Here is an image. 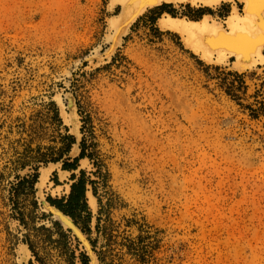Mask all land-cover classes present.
I'll use <instances>...</instances> for the list:
<instances>
[{"label": "rangeland", "instance_id": "rangeland-1", "mask_svg": "<svg viewBox=\"0 0 264 264\" xmlns=\"http://www.w3.org/2000/svg\"><path fill=\"white\" fill-rule=\"evenodd\" d=\"M163 4L110 39L121 4L0 0V264L33 260L18 210L28 213L35 200L36 226L57 220L43 205L69 193L72 171L46 161L67 134L71 159L81 147L90 155L74 172L95 181L96 196L87 185L91 233L67 215L75 254H89V264H264V116L238 104L263 99L264 67L238 79L231 58L205 63L148 21ZM62 112L74 115L77 136ZM35 172L32 189L16 195V176ZM39 252L48 264H66L54 250Z\"/></svg>", "mask_w": 264, "mask_h": 264}, {"label": "bare ground", "instance_id": "bare-ground-1", "mask_svg": "<svg viewBox=\"0 0 264 264\" xmlns=\"http://www.w3.org/2000/svg\"><path fill=\"white\" fill-rule=\"evenodd\" d=\"M162 1L163 0H109L110 9H112L116 4H121L122 6V10L109 19V30L114 29V33L109 35L110 39H112L117 30H120L121 28L123 32L121 35H123L128 27L131 26L130 24H132L138 16L142 15L148 9V7L150 8L159 5ZM175 1L178 0H166V2ZM179 1H188L193 7L197 5L195 8H198L200 6H209L211 10L215 8L213 11L216 12L217 18L207 15L205 14V12L202 14L201 19L198 21L188 20L186 17H184L185 19H183L171 16V14H164V16H161L160 20L158 21V27L161 30L169 29L177 33L184 47L197 55L199 59H201L205 63L226 65L227 61L231 58L232 61H229L231 64L229 66V69L238 73L248 72L255 69L260 70V68L257 66H261L262 68L264 67V0ZM222 1L224 4L221 5L220 3ZM229 2L230 5H226L228 7L227 11L225 10L226 12H223L220 7ZM218 5L221 6L217 7ZM223 15V18H219ZM106 57H108V55ZM68 100L69 104H71L72 106L73 104L71 103L70 99ZM72 111L70 112L72 113ZM61 114L64 117L66 123H69L70 121L72 122L74 133L77 136L78 126L76 123L77 121L75 122L74 115L71 114V116L69 117V115L63 114V112ZM76 151H78V149L75 150V152ZM79 162L82 166H87L88 164L87 160L84 158H82V160H80ZM51 167L52 166L50 164L41 170L39 180L38 182H36L37 188H40L42 185H44V182L50 170L52 169ZM63 171L65 172V170ZM67 171L65 173H67ZM60 177L61 176L59 175V178ZM59 187L60 186H58L57 188ZM64 191H66V193L68 192L67 189ZM85 195L87 198V203L91 206V208L96 207L95 198L90 193V190L87 189ZM43 202L46 201H42L41 203ZM43 206L49 207L50 210L53 211L52 213L55 212L57 216L55 218L57 220H59L62 224H67L68 227H70L75 233H77L75 226L67 215L62 214L59 210L53 208L51 205L49 206L48 204H45ZM44 207L43 209H45ZM55 214H53V217L55 216ZM19 248L22 256L27 259L30 254L27 246L25 244H22V246ZM90 264H93L92 261H90Z\"/></svg>", "mask_w": 264, "mask_h": 264}, {"label": "trees", "instance_id": "trees-1", "mask_svg": "<svg viewBox=\"0 0 264 264\" xmlns=\"http://www.w3.org/2000/svg\"><path fill=\"white\" fill-rule=\"evenodd\" d=\"M156 8V7H155ZM159 9V13L155 15H151L148 17V21L151 24H154L157 17L164 11L171 14L172 16H176V12L174 8H172L169 4H163L157 6ZM203 9H191L190 7H186L185 15L190 19L197 20L203 14ZM159 32V30H155ZM230 73V72H229ZM234 76L238 79L242 78V74H238L237 72H232ZM243 84L242 81H240ZM227 94L231 96L236 101H239V94H236L234 90L229 89L225 90ZM239 105L245 110L249 111V115L253 118H258L260 115L264 116V94L262 100L256 101V106H252L251 104H243L242 102H238ZM65 140L64 147H62L59 154L55 157L50 158L46 162H59L62 161V168L66 170H76L77 163L82 157H90L83 147L80 148V153L77 157L71 159L70 157H66L63 159V155H67L71 145L74 143V138L72 135L67 134L63 136ZM38 175L37 172L31 175H25L23 177L16 176V185L13 189L18 195L19 190H23L26 186L32 189L33 184L36 182ZM56 172L52 173L51 180L54 181V184H59L56 180ZM70 180L72 183L70 184V191L67 195H63L60 198H52L50 196L47 197V201L50 205L55 206L65 215H68L74 222V224L85 234L91 233L90 222L92 218V213L87 205L85 192L87 189V185L91 186L93 194L96 196V190L94 188L95 181L89 179L85 176V171L80 170L79 175L76 173H71ZM100 199H98V203L100 204ZM32 207L28 213H24L18 210L19 214V222L27 229L26 234H24L23 242L26 243L31 251V255L33 260H29V264H48L46 258L42 256L39 252V247L45 252V254H50L49 251H56L59 256L63 257L66 264H75L76 259H79L80 264H89V258L83 251H79V254L76 255L75 252L77 250V244L75 248L72 247V241L70 237V230L64 229L60 222L57 220L53 221L52 226H46L45 224H40L38 226L35 225V211L37 208V203L35 200L32 202ZM45 214H42L41 218H44ZM28 218V219H27ZM96 229H98V221L99 217H97ZM31 224H30V223ZM30 226L28 227V225ZM92 245L94 243L92 242ZM100 262L102 259L99 257Z\"/></svg>", "mask_w": 264, "mask_h": 264}, {"label": "crops", "instance_id": "crops-1", "mask_svg": "<svg viewBox=\"0 0 264 264\" xmlns=\"http://www.w3.org/2000/svg\"><path fill=\"white\" fill-rule=\"evenodd\" d=\"M224 1H226V0H224ZM161 3H166V4H169L172 8H174L175 9V11H177V12H179V14H178V18H183V19H185L184 17H186L188 20H194V19H190L188 16H186L185 15V11H186V7H190L191 9H194V8H192L193 6L192 5H190V2H188V1H185V2H182V1H175V2H166V0H163ZM221 5L222 4H224L223 3V1L220 3ZM230 5V2L229 3H226L225 5ZM221 5H218L217 7H219V6H221ZM197 6V5H196ZM195 6V7H196ZM157 8V7H156ZM181 8H183V9H181ZM185 8V9H184ZM198 8H201V9H203V12H205V14H207V15H209V16H212V17H214V18H217L216 17V12H214L213 10L215 9H213V10H211V8L209 7V6H200V7H198ZM210 8V9H209ZM181 13H183L184 15L182 16V15H180ZM164 14H167V15H169L167 12H163V13H161V16H164ZM161 16H159V17H157V19H156V21H155V23H154V25L159 29V27H158V21L160 20V17ZM177 16V15H176ZM182 16V17H181ZM204 16V15H203ZM224 17V15L222 16V17H219V18H223ZM201 19V17L199 18V19H197V20H194V21H198V20H200ZM160 30V29H159ZM161 31H164V32H173V31H171V30H169V29H163V30H161ZM173 33H175V32H173ZM175 34H177V33H175ZM178 35V34H177ZM183 44V43H182ZM184 46V45H183ZM187 49V48H186ZM80 160V159H79ZM79 162V161H78ZM77 166H78V163H77Z\"/></svg>", "mask_w": 264, "mask_h": 264}, {"label": "water", "instance_id": "water-1", "mask_svg": "<svg viewBox=\"0 0 264 264\" xmlns=\"http://www.w3.org/2000/svg\"><path fill=\"white\" fill-rule=\"evenodd\" d=\"M66 157H70V154L68 153V155H67ZM66 157H65V158H66ZM65 158H63V159H65ZM61 162H62V161H61ZM72 172L75 173L74 170H72ZM54 207H55V206H54ZM58 210H59V209H58ZM62 213H63V212H62ZM63 214H64V213H63ZM72 221H73V220H72ZM73 223H74V222H73ZM74 225H75V224H74ZM67 229H69L70 232H72V229H71L70 227H67ZM87 255H88V258H89V260H90L89 254H87Z\"/></svg>", "mask_w": 264, "mask_h": 264}]
</instances>
